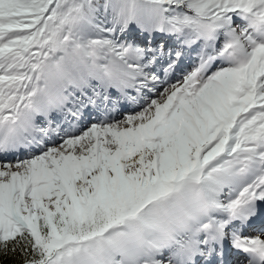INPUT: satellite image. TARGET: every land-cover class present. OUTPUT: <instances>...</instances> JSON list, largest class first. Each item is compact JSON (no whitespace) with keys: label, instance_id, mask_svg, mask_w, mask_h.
<instances>
[{"label":"snow or ice","instance_id":"6c2138e0","mask_svg":"<svg viewBox=\"0 0 264 264\" xmlns=\"http://www.w3.org/2000/svg\"><path fill=\"white\" fill-rule=\"evenodd\" d=\"M261 205L264 0H0V264H264Z\"/></svg>","mask_w":264,"mask_h":264},{"label":"bare ground","instance_id":"6f19581e","mask_svg":"<svg viewBox=\"0 0 264 264\" xmlns=\"http://www.w3.org/2000/svg\"><path fill=\"white\" fill-rule=\"evenodd\" d=\"M189 63H190V62H189ZM186 67H188V65L186 66L184 62H181V61H180L179 66L176 68V71H175V74H174V79H175V77L182 76V75H181L182 72H184V71L187 70ZM127 110H130V109H127ZM87 111H88V109H86L84 113H86ZM123 113H124V112H122V113L120 114V116L123 115ZM120 116H119V117H120ZM119 117H117V118H119ZM88 124H89V123H88ZM88 124H87V125H88ZM85 126H86V125H85ZM85 126H84V127H85ZM80 128L82 129L83 127H80ZM24 154H25V153H23V152L20 153L21 156H23ZM12 158H13V157H10L9 159H12ZM263 207H264V206H263ZM254 220H255V221H258V220L264 221V215L260 216L259 218H255ZM261 233H262V231H259V230H257L256 232L248 231L247 227H245V228L243 229V234H244L245 236H249V237L261 236ZM262 238H264V237H262ZM241 264H247V260L243 261Z\"/></svg>","mask_w":264,"mask_h":264},{"label":"rangeland","instance_id":"374dc122","mask_svg":"<svg viewBox=\"0 0 264 264\" xmlns=\"http://www.w3.org/2000/svg\"><path fill=\"white\" fill-rule=\"evenodd\" d=\"M138 42L142 39V37H139V35L137 36ZM162 39V37L157 36V41H160ZM188 60V59H187ZM190 66V63L188 62V67ZM188 69V68H187ZM264 205H261V207H263ZM262 231H264V228H262ZM230 264H235L234 261H231Z\"/></svg>","mask_w":264,"mask_h":264},{"label":"trees","instance_id":"16d2710c","mask_svg":"<svg viewBox=\"0 0 264 264\" xmlns=\"http://www.w3.org/2000/svg\"><path fill=\"white\" fill-rule=\"evenodd\" d=\"M6 264H13L11 260L7 261Z\"/></svg>","mask_w":264,"mask_h":264}]
</instances>
